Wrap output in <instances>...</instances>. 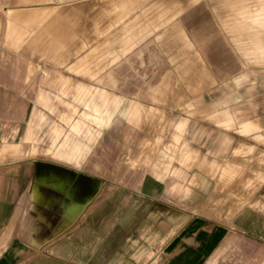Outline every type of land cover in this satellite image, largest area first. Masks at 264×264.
<instances>
[{"label": "rangeland", "instance_id": "1", "mask_svg": "<svg viewBox=\"0 0 264 264\" xmlns=\"http://www.w3.org/2000/svg\"><path fill=\"white\" fill-rule=\"evenodd\" d=\"M162 1L156 0V4ZM100 2L106 0H0V166H26L37 146L35 154L39 155L32 165L57 169L65 165L79 170L42 179L37 176L29 193L19 200L16 212L25 198L44 203L45 187L55 190L45 189L48 200L58 197L56 191H63L66 197L56 200L60 201L63 228L83 213L88 187L79 182L91 185L92 195L85 206L90 202L91 212L97 208L98 218L105 212L101 202L115 188L112 185L123 182L135 186L151 175L171 185L172 195L186 200L178 206L190 216L231 228H235L234 223L236 227L244 223L249 212L264 217V203L254 205L264 202V0L201 1L211 5L207 20L220 38L219 75L207 92H171L168 102L177 111L167 123L155 125L141 118V108L130 101L132 96L120 101L126 94L89 91L82 79L73 80V74L84 71L85 9L89 16ZM54 17L61 21L58 37L42 29ZM127 35L125 31V39ZM180 83L187 82L180 78ZM80 88L89 96L80 95ZM100 93L110 97L105 100ZM159 95L165 99L167 94ZM96 104L106 114L103 124L99 123L102 117L100 109L94 108ZM35 112V140L26 141L25 132ZM153 137L157 138L151 140ZM67 139L89 145L83 160L77 159L75 150L67 149ZM180 164H188L189 171H183ZM208 193L211 197L205 204ZM148 208L141 206L138 222L125 216L133 227L121 232L133 230L128 236L114 238L116 251L108 252L111 263L165 262V246L181 224H172L169 219L186 216L176 208L163 213L159 205L152 215ZM43 211L50 215L52 206L43 205L37 211L27 205L23 214L30 225ZM147 225L151 226L150 235L157 233L154 241L149 240V231L142 234ZM49 238L39 237V242L35 237V242L25 238L27 259L48 256L40 241ZM224 244L219 260L209 264H264L263 241L236 229Z\"/></svg>", "mask_w": 264, "mask_h": 264}, {"label": "crops", "instance_id": "2", "mask_svg": "<svg viewBox=\"0 0 264 264\" xmlns=\"http://www.w3.org/2000/svg\"><path fill=\"white\" fill-rule=\"evenodd\" d=\"M201 1L163 0L162 4L157 5L156 0H106L105 3L95 5L89 16L86 8L84 38L87 48L82 59L84 71L82 74H73V80L80 82L82 79L89 91L94 88L99 92L126 94L120 96V101L124 98L130 100L128 98L132 96L130 101L139 104L141 118L146 120V124L167 123L172 112L177 111L168 102L171 92H207L214 77L219 75L220 38L214 35L213 27L207 20V14L212 11L211 5L201 4ZM60 22L58 17H54L42 29L52 37H58ZM125 31L128 33L127 39ZM64 37L66 42V32ZM30 50L35 52L34 49ZM180 78L187 83L181 84ZM82 90L80 88V95L89 96ZM163 93L167 94L166 98L159 99V94ZM99 95L105 100L110 97L107 93ZM156 99L158 100L155 101ZM41 102L43 103L42 97ZM85 106L89 107V101H86ZM94 108L100 109L98 114L102 118H99V123L103 124L106 114L99 105H94ZM35 117L36 112L25 132L26 141L35 140ZM71 142L67 139L64 145L70 151L75 150L77 159L83 160L89 145L73 140ZM38 150L37 146L33 147L32 159L26 166H0V264H109L108 252L116 251L113 249L116 247L114 238L132 233L133 229L127 233L121 232L122 228L133 227V223L127 222L125 216L135 217V222H138L143 205H148V214L153 212L154 215L156 206L159 205L162 206L163 213L176 208L179 214L186 216L169 219L172 224L179 221L181 224L165 246L164 253L168 257L163 264L215 263L219 260L221 249L226 248L224 242L236 229L248 238L264 242V217L258 218L249 212L244 216V223L237 227L234 223L235 228H231L225 224L217 225L202 216H190L178 206L185 204L186 200H179V194L170 193L171 185L168 186L166 182L151 175L143 177L135 186L123 182L112 185L115 188L111 190L107 200L101 202L103 205L100 203L103 206L101 211L105 212L98 218L95 217L97 208L91 212L90 202L85 206L92 195L91 185L86 181L79 182L78 184L84 183L88 187L83 213L63 228L60 227V201H56L58 197H66L63 191H56L58 197L48 200L45 189L49 188L53 193L55 190L45 187L44 203L47 204L34 203L25 198L22 208L16 212L19 200L25 192L29 193V187L37 176L42 179L47 176L55 177L63 171L79 172L65 165L58 167L61 170L32 165L39 155L35 154ZM179 166L183 171H189L188 164ZM70 183L73 185L75 182L71 180ZM179 184L184 187L183 183ZM197 185L206 187V184L198 182ZM101 188L100 182L99 189ZM209 193L205 204L209 203ZM263 203L260 200L254 205L263 206ZM27 205L37 211L43 205L52 206L53 211L50 215L43 211L35 219L31 216L32 223L29 225V219L23 214ZM162 226L167 228L168 224L162 222ZM150 229L151 226L147 225L142 234L149 231L150 235ZM45 235L50 238L40 241V248L46 249L48 256H36L28 260V241L25 238L31 237L35 242V237L39 242L38 238ZM156 237L157 233L154 232L149 240L154 241ZM110 264L115 262L111 263L110 259Z\"/></svg>", "mask_w": 264, "mask_h": 264}]
</instances>
